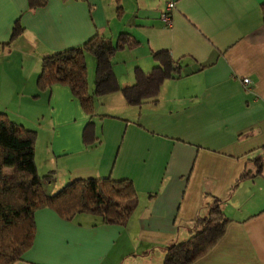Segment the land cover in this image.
Instances as JSON below:
<instances>
[{"label":"crops","instance_id":"1","mask_svg":"<svg viewBox=\"0 0 264 264\" xmlns=\"http://www.w3.org/2000/svg\"><path fill=\"white\" fill-rule=\"evenodd\" d=\"M168 1L170 27L160 17ZM263 4L120 0L118 17L116 0H46L34 11L28 0H0V113L37 132V173L52 176L45 192L110 177L131 180L138 195L124 227L37 210L33 245L16 264H162L166 248L189 237L214 198L230 222L193 264H264V161L259 174L254 162L264 155ZM17 20L23 31L11 39ZM123 32L139 45L113 58L120 87L134 83L135 68L149 74L159 51L178 62L182 77L165 81L158 102L139 108L120 93L95 97L97 141L86 146L89 117L69 88L37 90L41 60L94 35L115 42ZM88 55L92 92L95 59ZM244 172L251 177L233 188Z\"/></svg>","mask_w":264,"mask_h":264},{"label":"trees","instance_id":"2","mask_svg":"<svg viewBox=\"0 0 264 264\" xmlns=\"http://www.w3.org/2000/svg\"><path fill=\"white\" fill-rule=\"evenodd\" d=\"M117 2L118 17L122 7ZM46 0H28L29 11L45 7ZM264 24V4L261 7ZM23 27L17 20L11 39ZM139 42L128 33H120L115 42L111 38L94 35L84 44L56 51L42 58L36 81L39 92L59 85L69 88L82 111L89 117L83 130L86 146L94 144V98L120 93L127 106L141 107L156 104L165 81L182 77L178 62L168 51L151 54L154 67L149 74L134 69V83L120 87L113 71V58L119 51L133 50ZM95 59L93 90L88 86L86 55ZM37 132L28 130L0 113V264H16L32 247L36 225L34 214L50 209L62 220L71 221L85 214L100 217L109 225L126 226L138 205V195L131 180L107 178L76 179L54 194H47L44 183L52 176H39L35 164ZM264 161L255 158L256 174ZM248 177L245 172L233 188ZM222 200L214 198L205 215L193 221L189 237L165 250L162 264H193L208 254L222 239L230 220L221 208Z\"/></svg>","mask_w":264,"mask_h":264},{"label":"built area","instance_id":"3","mask_svg":"<svg viewBox=\"0 0 264 264\" xmlns=\"http://www.w3.org/2000/svg\"><path fill=\"white\" fill-rule=\"evenodd\" d=\"M173 10H174V3L172 1H168L167 4L165 5L164 11H162L161 13L160 17L167 27L171 26V14ZM242 82L244 85H246L249 83V80L244 79Z\"/></svg>","mask_w":264,"mask_h":264},{"label":"rangeland","instance_id":"4","mask_svg":"<svg viewBox=\"0 0 264 264\" xmlns=\"http://www.w3.org/2000/svg\"><path fill=\"white\" fill-rule=\"evenodd\" d=\"M88 56H91V55H88ZM90 83H91V81H90ZM42 119L40 118V121H41ZM37 123V122H36ZM42 125H44V124H42ZM33 131H35V130H33ZM37 142V141H36ZM56 180H57V178H56ZM64 185H66V184H63L62 186H60L59 188H58V190H60L62 187H64Z\"/></svg>","mask_w":264,"mask_h":264}]
</instances>
